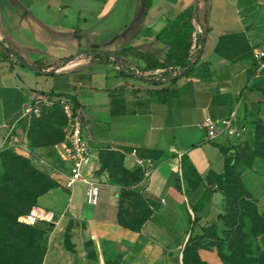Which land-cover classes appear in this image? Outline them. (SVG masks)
Segmentation results:
<instances>
[{"label": "crops", "instance_id": "crops-1", "mask_svg": "<svg viewBox=\"0 0 264 264\" xmlns=\"http://www.w3.org/2000/svg\"><path fill=\"white\" fill-rule=\"evenodd\" d=\"M195 4L152 0L147 9V0H0V42L29 64L47 68L38 73L5 60L0 51V144L36 100L74 98L93 156L108 148L128 162L144 161L142 179L131 188L137 200L122 198L120 187L107 182L100 183L98 205L87 202L79 185L40 197V207L60 216L61 226L73 223L71 241L80 264H183L190 237L209 225L202 219L193 227L194 204L206 186L215 188L207 176L224 171L221 146L252 143L258 121L264 123V69L254 58V49L264 47V0H199L209 28L203 52L194 69L173 83L123 75L121 65L85 55L98 45L104 52L154 50L164 58L169 46L157 40L158 33ZM127 60L145 66L134 55ZM235 109L249 126L245 136L210 140L206 117L224 118ZM262 166L264 157H256L252 169L262 172ZM190 168L204 180L197 191L184 176ZM57 200L63 204L47 205ZM128 208H137L135 216ZM136 223L142 224L139 230L128 226ZM90 237L94 252L87 249ZM197 254L207 264L218 258L206 248Z\"/></svg>", "mask_w": 264, "mask_h": 264}, {"label": "rangeland", "instance_id": "rangeland-1", "mask_svg": "<svg viewBox=\"0 0 264 264\" xmlns=\"http://www.w3.org/2000/svg\"><path fill=\"white\" fill-rule=\"evenodd\" d=\"M67 103L70 102L60 100L49 106L42 105L40 112L25 116L8 129L0 144V218L12 229L27 235L26 242L30 243L27 248L0 243V264H32L40 256L43 259L39 264L81 263L65 243L72 222L61 226L57 214L53 221L35 225H27L19 219L40 207V197L50 191L42 194L49 185L48 178L57 182L55 188L66 190L62 142L72 121ZM88 170L99 183L120 187L122 198L137 200V193L131 188L142 179L139 165L128 162L119 152L108 148L98 150ZM244 178L250 193L240 187L233 192L219 191L203 218L205 225L216 224L220 239L213 238L204 246L194 243L193 247L198 249L218 252L214 264H264V171L248 170ZM81 187L84 186L79 185ZM62 204V201L47 203L52 209ZM128 210L129 216H135L137 208ZM61 214L68 215L66 207H61ZM89 240L87 249L94 252V239L90 237ZM193 264L207 262L198 255Z\"/></svg>", "mask_w": 264, "mask_h": 264}, {"label": "trees", "instance_id": "trees-1", "mask_svg": "<svg viewBox=\"0 0 264 264\" xmlns=\"http://www.w3.org/2000/svg\"><path fill=\"white\" fill-rule=\"evenodd\" d=\"M152 5V0H147V9ZM197 4L181 12L167 25L165 29L157 35V40L168 45L169 50L164 58L154 50L145 52L139 51L136 48H125L116 52L100 51V46L96 45L91 50L85 52L89 58L96 59L100 62L122 64L121 73L127 76H137L157 84L164 82H175L182 75L192 71L201 57L203 46L206 41L208 33V19L203 22L200 14L198 17ZM202 28V32H198ZM197 32L196 42H194V33ZM195 47L193 48V46ZM0 51L5 60L11 63L20 64L15 56H19L25 61L17 52L4 42H0ZM130 55L136 56L145 63V66H138L127 60ZM115 56V57H114ZM76 56L63 58L55 65L59 68L64 63H68L75 59ZM26 62V61H25ZM28 63V62H27ZM255 64H259L255 60ZM42 70H46L40 63L34 64ZM24 66V65H23ZM164 91V89L162 90ZM74 113L77 114L79 104L74 98H71ZM222 153L225 160V168L222 173L211 172L206 180L214 181L215 188L206 186L201 192L198 200L194 204L195 218L192 220L193 227H195L203 219L206 208L211 204L214 194L217 191L228 190L233 192L240 187L242 190L249 192L248 184L245 181V174L252 169V165L256 157H264V123L259 120L252 143H242L239 146H221ZM184 176L188 182L189 188L192 191H197L204 184L203 178L192 168L184 170ZM49 185L43 190L42 194L57 187V182L48 178ZM31 211V210H30ZM29 211V212H30ZM28 212V213H29ZM26 213V214H28ZM72 223L69 224V230L72 229ZM134 230H139L142 227L141 223L128 224ZM203 233L191 236L183 252V264H193L194 259H198L197 249L194 243L200 242L204 246L209 240L220 239L218 227L216 224H211L203 227ZM70 231L65 237V243L68 249L72 251L78 258L75 246L71 241ZM27 235L22 232L9 227L3 219L0 218V243L6 245H16L28 247L29 242H26ZM262 240L264 244V232L262 233ZM43 257L40 256L32 264H39Z\"/></svg>", "mask_w": 264, "mask_h": 264}, {"label": "built area", "instance_id": "built-area-1", "mask_svg": "<svg viewBox=\"0 0 264 264\" xmlns=\"http://www.w3.org/2000/svg\"><path fill=\"white\" fill-rule=\"evenodd\" d=\"M198 32H202V28H199ZM193 35L194 42H196L197 32ZM254 58L259 64V70L264 69V47L254 49ZM54 103L55 101L50 98L38 99L24 110L23 116L38 113L42 105L49 106ZM66 108L72 114V121L66 139L62 142L63 155L66 161V170L63 173L64 184L67 189L72 190L77 185H83L87 202L91 205H98L100 203L101 184L91 176L88 170L94 150L86 135V128L81 117L74 113L72 103H67ZM203 126L210 140H217L222 137L237 140L243 138L249 131V126L238 109L233 110L229 116L220 119L208 116L204 120ZM137 163L144 165L143 160H137ZM150 173L151 170L146 171V175L149 176ZM55 217L56 214L53 211L35 207L19 219L27 225H35L38 222L53 221Z\"/></svg>", "mask_w": 264, "mask_h": 264}, {"label": "water", "instance_id": "water-1", "mask_svg": "<svg viewBox=\"0 0 264 264\" xmlns=\"http://www.w3.org/2000/svg\"><path fill=\"white\" fill-rule=\"evenodd\" d=\"M198 15H199V0H197V13H196V16L198 17ZM15 58L22 65H24V66H26V67H28L30 69H33V70H35L38 73H44V71L40 67H37L35 65H32V64H29V63L23 61L19 56H15ZM120 65L122 67V64H120Z\"/></svg>", "mask_w": 264, "mask_h": 264}]
</instances>
